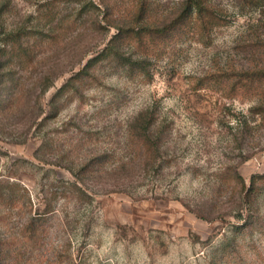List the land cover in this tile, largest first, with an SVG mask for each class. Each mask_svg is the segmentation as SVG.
<instances>
[{
    "label": "rangeland",
    "instance_id": "374dc122",
    "mask_svg": "<svg viewBox=\"0 0 264 264\" xmlns=\"http://www.w3.org/2000/svg\"><path fill=\"white\" fill-rule=\"evenodd\" d=\"M94 1L92 16L84 0H0V182L23 185L0 198L8 261L264 264L261 231L236 229L250 177L264 172V78L232 90L218 76L253 64L241 44L264 0H214L229 22L150 57L149 75L116 59L84 69L116 32L107 0ZM135 1L113 0L110 23ZM179 1L158 0L168 11ZM76 73L92 75L55 96ZM80 168L87 194L72 185ZM256 213L264 225V194ZM231 238L239 255L222 251Z\"/></svg>",
    "mask_w": 264,
    "mask_h": 264
},
{
    "label": "trees",
    "instance_id": "16d2710c",
    "mask_svg": "<svg viewBox=\"0 0 264 264\" xmlns=\"http://www.w3.org/2000/svg\"><path fill=\"white\" fill-rule=\"evenodd\" d=\"M112 1L107 0L108 5L106 9V16L109 15L108 19L110 21L113 18L114 11ZM102 2H106V0H102ZM244 2L257 3L258 1L244 0ZM159 4L158 0H136L131 4L128 11L119 14L120 17L115 22L110 23L108 21L109 24L115 26L116 32L99 54L89 59L84 69L94 66L98 61L103 59H116L131 70L142 71L149 75L151 74L148 73L149 66L145 62L150 57L157 56L165 48L169 49L168 46L173 45L175 41H183L195 35L199 37L211 36L216 27L223 26L229 22V16L218 7L214 0H180L177 7L172 11L161 9ZM82 8L93 16L99 5L94 0H84ZM1 9L2 5H0ZM94 21L98 26H102L101 22L95 19ZM249 26L250 36L243 40L241 46L242 51L253 59V64L250 63L248 66L243 65L241 67L233 64L229 69L221 70V74L218 75L219 77H226V79L231 80L232 90H237L240 86H243L244 80L254 82L258 76H261V79L264 78V64H260L259 62L264 57V8L261 10L260 19L253 23L250 22ZM156 38L165 40L164 46L158 47L157 44H146ZM125 45L134 47L135 51L133 52L132 50L128 54L124 53L123 48ZM137 47L145 50L142 52V55H135ZM89 74L92 75V73H76V75L70 77L58 89L55 96L72 86L76 79H82ZM143 118L148 119V123L145 125V133L150 130L154 120L151 113L144 111L137 118L141 119L138 125H141V122L144 120ZM71 170L77 178V181L72 182V185L82 194H87L77 183L78 180L83 179L86 170L84 168ZM237 178L238 182L246 186L242 175L239 174ZM7 182L6 184L0 182V198L13 200L16 197L14 196L15 193L18 190H22L23 185L19 181ZM263 194L264 172L254 173L250 177L249 186L246 188L242 198L245 206L248 208V213L246 216H241L244 222L236 226V229L241 231L257 227L261 231V235L264 236V225L260 219L261 214L256 213ZM33 224L34 219L30 222V225ZM222 248L223 252L228 249L226 253L230 255L233 253V255H239L244 246L237 243L236 238H231L226 240ZM10 256L13 255L9 251H4L0 248V264H11L12 260L8 261Z\"/></svg>",
    "mask_w": 264,
    "mask_h": 264
}]
</instances>
